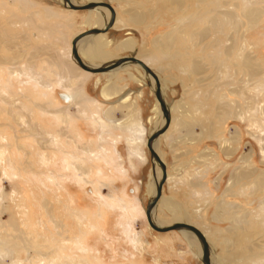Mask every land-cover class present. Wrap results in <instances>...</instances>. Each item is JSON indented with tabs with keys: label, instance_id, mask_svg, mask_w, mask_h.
I'll return each instance as SVG.
<instances>
[{
	"label": "rangeland",
	"instance_id": "1",
	"mask_svg": "<svg viewBox=\"0 0 264 264\" xmlns=\"http://www.w3.org/2000/svg\"><path fill=\"white\" fill-rule=\"evenodd\" d=\"M97 1L119 13L103 33L114 40L109 60L135 55L150 67L165 65V98L182 118L158 141L169 179L156 215L163 224L199 222L204 233L215 227L219 252L220 230L230 225L215 219L220 203L232 200L229 219L245 225L238 205L263 195L251 184L233 191L229 182L264 171V0H224L255 13L213 11L217 0ZM87 16L62 0H0V264H203L182 231L157 232L147 222L153 162L146 142L162 122L153 110L157 99L134 64L118 73L79 75L72 39L92 28ZM200 28L209 37L197 43ZM128 38L133 49L120 45ZM109 79L127 92L115 105L103 103L117 95L105 96ZM70 93L74 98L64 96ZM189 133L201 136L185 141ZM230 192L235 197H224ZM10 215L23 223L20 231L2 225ZM19 234L24 241L15 239ZM243 239L241 246H253V259L240 264H264V226L257 221Z\"/></svg>",
	"mask_w": 264,
	"mask_h": 264
},
{
	"label": "crops",
	"instance_id": "2",
	"mask_svg": "<svg viewBox=\"0 0 264 264\" xmlns=\"http://www.w3.org/2000/svg\"><path fill=\"white\" fill-rule=\"evenodd\" d=\"M93 1H97V0H93ZM87 2H89V0H87L86 1V3ZM217 5H216V7L214 8H211V10H213V11H219V10H221V9H228V10H230V11H253L254 13L255 12H257V10L256 9H253V8H248V7H243V8H241L240 7V5L238 4V3H235V4H233L234 6H229V4H228V2H225L224 0H217ZM75 4H77V2H75ZM113 5V4H112ZM114 6V5H113ZM115 7V6H114ZM102 8H105V7H102ZM105 9H107V8H105ZM116 9V8H115ZM108 11H109V9H107ZM92 11H94V10H92ZM87 12H88V16H87V20L89 19V17H91V16H96V13H98L99 14V16L102 14V11H98V9L96 10V13L95 12H93V13H91V11L89 12V10H87ZM110 12V11H109ZM116 12H117V18H116V20L118 21V15H119V13H118V11L116 10ZM110 14H109V19H110ZM108 19V20H109ZM107 20V21H108ZM209 25V24H208ZM208 25L206 26V27H204L205 29H207L208 28ZM89 28V27H88ZM87 28V29H88ZM86 29V30H87ZM200 30H202L203 31V29L202 28H200ZM108 32V31H107ZM100 34H103V33H100ZM98 35V34H97ZM104 35V37L107 39V40H109V41H112V44L114 45V40H112V39H109V38H107L106 37V34H103ZM209 36H207V37H196L195 38V42H197V43H201V42H203L205 39H207ZM219 38V37H218ZM218 38L217 37H212V40H214L216 43H218L219 41H218ZM211 40V41H212ZM124 41V40H123ZM227 43L226 44H229V41H226ZM221 43V42H220ZM108 48H106V50H107ZM109 52V51H108ZM108 61H110V60H108ZM87 62V61H86ZM104 62H106V61H104ZM75 63V62H74ZM87 63H89V62H87ZM192 63H194V62H192ZM76 64V63H75ZM90 64V63H89ZM77 65V64H76ZM97 65H99V63L98 64H94L93 66H97ZM79 67V66H78ZM152 69L155 71V72H157L158 73V75L160 76V79H161V81H162V84H163V86L165 87V92H166V90L168 89V87H167V82H165V79L164 78H161L162 77V72H164L163 70L165 69V65H160V67H153L152 66ZM181 69H182V65H181ZM82 71H81V73L79 74V75H85V74H88V75H91V74H94V73H90V72H87V71H85V70H83V69H81ZM188 70V69H187ZM196 73H198V69L196 68ZM203 70V69H202ZM185 71V70H184ZM112 72H113V70H111V71H108V72H106V73H111L112 74ZM198 75V74H197ZM112 77L113 76H111L110 78L112 79ZM111 79H109L108 80V82L109 81H113V80H111ZM112 83H114V82H112ZM129 88V92H131L132 91V88H130V87H128ZM127 89V88H126ZM126 89H124V90H126ZM105 93V92H104ZM120 93H123V92H121L120 91ZM165 95V94H164ZM118 95H116L115 96V98L114 99H111V100H103L104 102L103 103H107L108 105H115V104H117V103H119V102H121V100L119 101L118 100ZM125 97H127V96H125ZM124 97V98H125ZM123 101V100H122ZM170 107H172V106H170ZM173 108V107H172ZM173 111H174V108H173ZM173 113V115H175L174 114V112H172ZM178 120H182V118L181 117H178V116H176V117H173L172 118V120H171V124H170V127L168 128V130L165 132V134H163V135H161L162 136V138L163 137H168V135L169 134H171L172 132L169 130L170 128H171V126H172V124H173V122L174 123H176V122H179ZM185 123H187V121L185 122ZM142 129H143V126H140ZM141 129V130H142ZM192 135H194V136H192ZM160 136V137H161ZM200 134H194V133H189V134H187V136H186V138H184V140L185 141H197V140H199V138H200ZM149 150V149H148ZM162 154V153H161ZM165 160V159H164ZM166 162V161H165ZM166 164H167V168H168V177H169V165H168V163L166 162ZM152 169H153V167H152ZM153 172H154V170H153ZM243 172H245V171H243ZM150 177H151V175H150ZM258 177V176H257ZM167 179H169V178H167ZM167 181V180H166ZM151 182V181H150ZM262 182L263 181H261L260 179H259V177L256 179H250V180H245V178H238V180L237 179H235V178H231L230 179V182H229V189H231V190H233V191H235L234 189L235 188H237L238 190L241 188V185H242V187H244L245 188V186L246 185H249V184H251V186H253L252 188L254 189V193H256V192H260V193H263V195H250L249 196V199H248V201H247V203L245 202H243V204H240L241 202H239V204H240V206L238 205V211H244L245 212V216L247 217V218H245V219H247L246 220V222H245V225H236V224H233V222L230 220L231 219V214H232V211H234L233 210V204L231 205V201L232 200H228V201H226V200H223L221 203H220V205L218 206V208H217V210H216V213H215V219H220V220H222V219H226L227 221H229L230 222V225L228 226V227H225V231L226 232H224V231H222V230H220V232H222V234H221V238L218 240V242H219V244H220V251L219 252H217L216 250H215V245H214V243L217 241V239H213L212 237H211V233L213 234V230H215V227H212V226H209V227H206L207 229H208V231L206 230V233H205V235L207 236L208 235V232H209V238H208V240H209V243H210V245H211V248H212V257H214V261H215V264H218V262H219V260L218 259H220L221 257H227V259L229 260L228 261V263H226V264H240L241 263V260H243L244 262H246V258L247 257H249L250 259H253V246L252 247H250L249 249H246L245 247H243V246H241V244L242 243H244L245 242V239H243V237H244V235H252L253 234V232H254V224L258 221L259 222V224L260 225H262V226H264V185L262 184ZM166 183V182H165ZM165 183H164V186H163V197H164V199H165ZM150 184V183H149ZM230 190V191H231ZM256 191V192H255ZM233 196V197H235V195L233 194H231V192L229 193V194H225V196L224 197H227V196ZM163 197L161 198V199H163ZM230 198H232V197H230ZM150 201V200H149ZM160 202V201H159ZM231 202V203H230ZM225 203H227V204H225ZM148 204V203H147ZM162 203H160V205H161ZM256 205V206H252V205ZM159 205V206H160ZM170 207H172V206H170ZM173 207H174V205H173ZM155 215H156V210H155ZM263 215V216H262ZM155 217H158L157 215L155 216ZM222 217V218H221ZM225 217V218H224ZM147 218V217H146ZM230 218V219H229ZM259 219L261 220V221H259ZM157 221H159V220H157ZM178 221H180V222H185V221H181V220H178ZM178 221H174V222H178ZM147 222H148V220H147ZM173 222V223H174ZM149 223V222H148ZM160 224H162V225H168V224H163V223H161V222H159ZM186 223H190V224H193V225H195V226H197L198 228H200V229H202L203 230V226H201V224L199 223V222H196V221H194V222H186ZM172 224V223H171ZM170 225V224H169ZM239 226V227H238ZM239 236H240V238H239ZM233 237L234 238H236V240L235 239H233ZM231 241H232V247H230V248H228V249H226V248H224V246H225V244L227 243V242H230L231 243ZM250 241H252V239L250 238ZM137 244L138 243H135L134 245H135V247L137 248ZM248 250V251H247ZM215 253H218L219 255H217V254H215ZM223 259L224 258H222V261H221V259H220V263L219 264H224V262L227 260V259H225L224 260V262H223ZM242 264H245V263H243L242 262Z\"/></svg>",
	"mask_w": 264,
	"mask_h": 264
},
{
	"label": "water",
	"instance_id": "3",
	"mask_svg": "<svg viewBox=\"0 0 264 264\" xmlns=\"http://www.w3.org/2000/svg\"><path fill=\"white\" fill-rule=\"evenodd\" d=\"M63 4L65 7L72 9V10H91V9H94L95 7H98V6L106 7V8L110 9L111 17L105 23V25H103L102 27L89 28L85 31L78 33L77 35H75L73 37L72 49H71L72 56L75 59L78 66H80L82 69L89 71V72H92V73L108 72V71L113 70V69H115L121 65L126 64V63L137 64V65L141 66V68L144 70L145 75H146L147 85H148L149 89L156 96V98L160 104L161 111H162V118L164 119V123L160 127H158L155 131H153L147 140V146L149 148L151 156L154 157L155 159H157V161L159 162L161 169H162V177L157 183L156 194L153 198L150 199V201L148 202L147 207H146L147 220H148L150 226L157 231L164 232V231H169V230H187V231H191L192 233H194L202 245V249H203L202 262L204 264H212L210 244H209L205 234L198 227H196L195 225L185 223V222H180V221L174 222V223L167 225V226H160L153 219V210L155 209L160 198L163 195V186L167 180L166 164L160 158L159 154L155 150L154 142L159 138V136L162 133H164L167 130V128L169 127V124L171 122L170 106H169V104L165 98V95L163 94V91L161 88V81L159 79V76L145 61H143L142 59H140L134 55L115 58L113 60L103 62L99 66H93V65L85 62L79 53V47H78L79 42L87 36L95 35V34H99V33H105L109 29H111L114 22H115V18H116L115 9L107 1H99V2L90 1V2L85 3V4H75L71 0H63ZM151 78H152V80H151ZM125 94H127V92L123 93L120 96V98H118V100L120 101Z\"/></svg>",
	"mask_w": 264,
	"mask_h": 264
},
{
	"label": "bare ground",
	"instance_id": "4",
	"mask_svg": "<svg viewBox=\"0 0 264 264\" xmlns=\"http://www.w3.org/2000/svg\"><path fill=\"white\" fill-rule=\"evenodd\" d=\"M63 1V0H62ZM73 3H75L76 1L75 0H71ZM90 1H93V0H89V2ZM97 2H99V1H97ZM88 3V2H87ZM110 3V2H109ZM78 4V3H77ZM83 4H85V3H83ZM111 4V3H110ZM112 5V4H111ZM113 6V5H112ZM114 7V6H113ZM106 8V7H105ZM105 8H102V7H100V6H98V7H95L94 9H91L90 11H92V10H97L98 9V11H102V14L97 18V19H95V20H93V18L92 17H89V19L87 20V22H88V24L90 25L91 24V27H102L103 25H105V23L107 22V20L109 19V14L111 15V11H110V9L109 8H107V9H109V11L107 10V9H105ZM114 9H115V7H114ZM115 12H116V9H115ZM111 17V16H110ZM116 18H117V12H116ZM116 18H115V22H116ZM137 18H135V20H132L133 22H137ZM253 20V19H252ZM115 22H114V24H115ZM114 24H113V26H114ZM213 25V24H212ZM112 26V27H113ZM209 27H210V25H209ZM212 27V26H211ZM90 28V27H89ZM88 28V29H89ZM106 33V32H105ZM206 33H208V31L207 30H205V32H203V31H200V37H206L208 34H206ZM215 42V41H214ZM112 45V41H109V40H107L105 37H104V35L103 34H95V35H90V36H87V37H85V38H83L80 42H79V44H78V47H79V53H80V55L82 56V58H83V60L86 62H89L91 65H94V64H98L99 63V65H101L104 61H106L107 62V60H109V58H110V55H109V52L106 50V48H109L110 46ZM124 49H133L134 47H135V42L133 41V39H126V40H124V41H122L121 42V44H120ZM228 45V44H227ZM235 45V44H234ZM71 55H72V53H71ZM135 56V55H134ZM72 58H73V56H72ZM251 57H249V59H250ZM73 60H74V62L76 63V61H75V59L73 58ZM112 60V59H111ZM0 61H2L1 59H0ZM251 62V61H250ZM250 62H248L249 64V66L250 67H252L254 64H252V63H250ZM77 64V63H76ZM131 64H133V63H126V64H124V65H121V66H119V67H117V68H115V69H113V72L114 73H118L119 71H122V70H128V69H130V65ZM99 65H97V66H99ZM71 66V65H70ZM73 66V65H72ZM77 66H78V64H77ZM134 66L135 67H137V69L139 68V69H141L142 71H139V75L141 76V77H143V78H146V75H145V72H144V70L141 68V66H139V65H137V64H134ZM70 68H72V67H70ZM79 68H81L80 66H79ZM152 68V67H151ZM73 69V68H72ZM71 69V70H72ZM82 69V68H81ZM84 70V69H83ZM86 71V70H85ZM111 71V70H110ZM87 72H89V71H87ZM90 73H92V72H90ZM104 73H106V72H104ZM130 74H131V78H134V79H136V80H138V81H141L140 80V78L138 77V76H136L134 73H132V72H129ZM157 73V72H156ZM94 74H97V73H94ZM158 75V74H157ZM159 76V75H158ZM159 79H160V77H159ZM151 80H152V78H151ZM115 81V80H114ZM113 81V82H114ZM161 81V80H160ZM115 83H112L111 81H109L106 85H105V96H107V97H109V96H111L113 93H115V94H117V95H119L120 94V91H118V87L117 86H115L114 85ZM161 88H162V91H163V94H165V91H164V89H163V87H162V82H161ZM114 94V95H115ZM64 96L65 97H68V99H70V98H74V95L72 94L71 95V93L68 95V94H64ZM128 99V96L127 97H125L124 98V100L123 101H125V100H127ZM157 99V98H156ZM67 100V99H66ZM167 100V99H166ZM122 101V102H123ZM122 109V108H121ZM124 110V109H123ZM154 111H155V113L156 114H158V116H160L161 117V119H162V122H161V125L164 123V119L162 118V111H161V108H160V104H159V102H158V100H157V103L155 104V107H154V109H153ZM170 110H171V120H172V118L173 117H175V116H173V109H172V107H170ZM128 120V119H127ZM170 124H171V122H170ZM170 124H169V127H170ZM160 125V124H159ZM160 125V126H161ZM159 126V127H160ZM168 127V128H169ZM168 128H167V130H168ZM156 130V129H155ZM154 130V131H155ZM166 130V131H167ZM165 131V132H166ZM165 132L164 133H162L161 135H163V134H165ZM160 135V136H161ZM160 136H159V138H160ZM240 136H241V133H237V137H235L236 138V140L237 139H239L240 138ZM149 138V137H148ZM159 138L154 142V148H155V150L157 151V153L159 154V156H160V158L165 162V160H164V158H163V155L161 154V152H160V150H159V147H158V141H159ZM235 138H233V139H235ZM148 140V139H147ZM146 144H147V142H146ZM148 147V146H147ZM149 149V148H148ZM224 149V148H223ZM234 151V150H233ZM236 151H237V148H236ZM150 152V151H149ZM228 152V151H227ZM231 154V153H230ZM229 154V155H230ZM150 155H151V153H150ZM248 157H250V159L252 160H250V162L251 163H253V160H254V149L253 148H251V150H250V152H249V154H248ZM151 159H152V162H153V170H154V172L152 173V175H151V182H150V184H149V188H150V193L153 195V197L155 196V194H156V186H157V183H158V181L161 179V177H162V169H161V166H160V164H159V162L157 161V159H155L154 157H152L151 156ZM255 161V160H254ZM165 164H166V162H165ZM250 166H252L251 164H249ZM166 167H167V164H166ZM254 168V167H253ZM253 172V171H252ZM251 172V173H252ZM254 173V172H253ZM249 174V173H248ZM259 176L262 178V181H263V184H264V171H263V173H261V172H259ZM258 176V177H259ZM167 178H168V168H167ZM260 178V179H261ZM237 179V178H236ZM238 180V179H237ZM3 193L2 194H0V200H4V198H3ZM152 197V198H153ZM162 197H163V195H162ZM161 197V198H162ZM161 198H160V200H161ZM159 200V201H160ZM159 203V202H158ZM2 204H5V203H2ZM163 204V203H162ZM170 204H172V203H170ZM8 205V204H7ZM7 205H5L4 206V208H5V210H7V208H8V206ZM158 205V204H157ZM147 207V206H146ZM157 207V206H156ZM156 207H155V209L153 210V219H154V221L158 224V225H160V226H167V225H162V224H160L159 222L160 221H157V220H159V218L158 217H155L156 215H155V210H156ZM172 207H173V205H172ZM67 208H68V206L65 204V209L67 210ZM61 209L63 210L64 208H63V206H61ZM64 209V210H65ZM45 210H46V213H47V217H48V219L50 220V221H54L55 219H54V217L52 216V208L48 205V204H46L45 205ZM72 210V209H71ZM72 212L73 213H76L74 210H72ZM20 219H17L16 217H14L13 215H10L9 217H8V220H6L7 222L6 223H3L2 225L3 226H8L9 227V229L10 230H12V231H20V226H22V222H20L19 221ZM57 221V220H56ZM78 222V224H79V220L77 221ZM120 222V221H119ZM186 223V222H185ZM56 224H58V221H57V223ZM61 224H62V222L60 223V224H58V225H56L57 227H59V226H61ZM120 224L122 225V229L124 230V232L126 231V226H125V224L121 221L120 222ZM119 224V225H120ZM190 224V223H189ZM150 225V224H149ZM169 225V224H168ZM193 225V224H192ZM62 227V226H61ZM197 227V226H196ZM0 228H1V225H0ZM152 228V227H151ZM153 229V228H152ZM200 229V228H199ZM2 230H4V228H2ZM155 230V229H154ZM201 230V229H200ZM155 231H157V230H155ZM169 231H182V233H183V235H184V237L189 241V243L193 246V245H195L197 248H198V253H199V255H200V258L202 259V255H203V249H202V245H201V243L199 242V240H198V238L196 237V235L194 234V233H192L191 231H187V230H169ZM169 231H164V232H169ZM202 231V230H201ZM157 232H161V231H157ZM164 232H162V233H164ZM203 232V231H202ZM4 233V232H3ZM17 233V232H16ZM18 233H21V232H18ZM26 233H28V232H26ZM204 233V232H203ZM205 234V233H204ZM16 235V234H15ZM22 235L24 236L25 235V233L23 232L22 233ZM22 235L21 234H19L18 236H15V239H19L20 238V240L19 241H22L23 240V237H22ZM206 236V235H205ZM2 237V236H1ZM25 237V236H24ZM207 237V236H206ZM28 238V237H27ZM25 240H26V237H25ZM207 240H208V238H207ZM18 241V240H17ZM24 241V240H23ZM208 242H209V240H208ZM3 243V242H2ZM4 244V243H3ZM210 244V243H209ZM210 247H211V245H210ZM26 248H27V246H26ZM4 250H6V248L4 249ZM29 250V249H28ZM8 253H9V251H8ZM7 253V254H8ZM5 257V256H4ZM215 257V256H214ZM214 257H212V248H211V262H212V264H215V261H214ZM3 258V257H2ZM29 259V261L31 262L32 261V259L29 257L28 258ZM17 261H18V264L20 263V260H18V259H16ZM42 262H43V258H42V260H41ZM16 262V261H15ZM82 262L84 263V264H88L85 260H82ZM73 264H74V262H73ZM204 264V263H203Z\"/></svg>",
	"mask_w": 264,
	"mask_h": 264
}]
</instances>
